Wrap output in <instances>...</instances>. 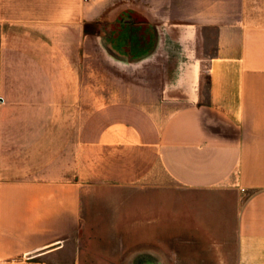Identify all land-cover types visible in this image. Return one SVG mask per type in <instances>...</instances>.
I'll return each instance as SVG.
<instances>
[{"label": "crops", "instance_id": "crops-1", "mask_svg": "<svg viewBox=\"0 0 264 264\" xmlns=\"http://www.w3.org/2000/svg\"><path fill=\"white\" fill-rule=\"evenodd\" d=\"M0 264H264V0H0Z\"/></svg>", "mask_w": 264, "mask_h": 264}, {"label": "rangeland", "instance_id": "rangeland-1", "mask_svg": "<svg viewBox=\"0 0 264 264\" xmlns=\"http://www.w3.org/2000/svg\"><path fill=\"white\" fill-rule=\"evenodd\" d=\"M115 38V36H113ZM129 36H124V38L127 40ZM130 39V37H129ZM94 42V41H93ZM92 60L88 63L89 67L91 69L92 72H95V74L91 75V83H90V92H91V98L90 99H85L83 100V102H85V105L83 108L81 109H77V114H76V126H80L82 120L84 119V117L86 116L85 114V110H94L96 108H98L100 106L101 102H105L109 99H107L106 97L101 99L100 98V76L99 74V69H100V65L102 63H106L105 60H102L100 57V52L99 51H93L92 52ZM86 64V65H88ZM90 77V76H89ZM84 78H87V76ZM89 85V84H86ZM82 102V104H84ZM81 104V105H82ZM79 110H81V114H79ZM92 186H97V187H101V186H105L102 184H99L97 182H93ZM97 200H99L100 198L102 199L104 196H97ZM117 198H122V196H116ZM100 199V200H101ZM99 203V205L97 204V207L99 208L100 205H102V201H97ZM103 208H101L100 210L98 209L97 214L99 216H102L104 214H108L110 212L102 211ZM130 214V207L129 210H123L122 212H125ZM101 217L99 219H97V223L91 225V227H86L85 228V234L86 236L83 237V239L85 240V243L83 244L84 249H88L91 250L93 253H97V251H99L101 248H105L107 247L108 249H115V248H119V249H127L130 250L131 249V240L129 237V240H125V241H113L114 237L116 234H118L117 232H119V229H123V233H130V226H106L107 223L109 222V220H106L104 218V220H101ZM106 224V225H102V224ZM126 229H128V231H126ZM130 236V235H129ZM162 245V243H161Z\"/></svg>", "mask_w": 264, "mask_h": 264}]
</instances>
